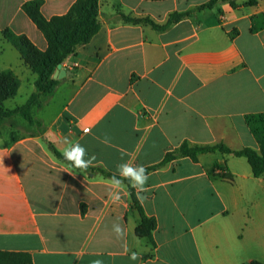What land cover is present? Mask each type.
I'll return each mask as SVG.
<instances>
[{
  "label": "crops",
  "instance_id": "crops-1",
  "mask_svg": "<svg viewBox=\"0 0 264 264\" xmlns=\"http://www.w3.org/2000/svg\"><path fill=\"white\" fill-rule=\"evenodd\" d=\"M28 1L0 0V72L12 71L21 82L6 109L36 93L37 75L3 31L47 48L22 11ZM43 1L47 19L76 2ZM209 2L100 0V31L62 64L67 73L33 110L41 131L16 134L12 143L7 125L0 138V252L27 253L33 264H264V175L254 177L245 158L210 153L148 173L141 204L157 223L153 246L136 236L140 217L125 184L114 204L110 178L74 170L50 149L62 154L67 137L96 157L91 169L111 174L125 161L158 165L185 142L258 151L245 118L264 114V27L251 32L252 17L264 16V0H219L198 9ZM189 11L161 31L121 17L164 26L172 14ZM117 223L122 239L113 232ZM132 252L140 259L131 261Z\"/></svg>",
  "mask_w": 264,
  "mask_h": 264
},
{
  "label": "trees",
  "instance_id": "trees-1",
  "mask_svg": "<svg viewBox=\"0 0 264 264\" xmlns=\"http://www.w3.org/2000/svg\"><path fill=\"white\" fill-rule=\"evenodd\" d=\"M218 2L219 0H210L209 3L198 9H211ZM43 3V0L28 1L23 4L22 11L44 36L47 42L45 51H41L26 35H18L11 29H5L2 33L3 39L18 51L24 63L37 75V80L35 81L36 93H33L24 105L14 109H6L4 108V103L17 96L21 82L12 71L0 72V138L8 125V127L14 130L10 138V142L12 143L18 141L15 131L17 125L14 118H22L29 126L37 127L41 131L42 124L34 118L33 110L41 106L42 97L52 95L59 85L60 81L53 78L58 65L63 64L76 52L77 48L89 44L101 28L98 18L100 0H76L66 14L54 16L50 19H47L42 14ZM191 14L192 11L174 13L164 26H159L149 19H133L124 15L121 17L125 22L133 24L148 23L154 29L161 31L191 16ZM260 17L264 16L252 17L251 32H257L264 27V21L260 25L255 24L256 19ZM245 120L250 132L258 143V151L252 148L234 151L223 143L215 146L201 147L190 146L185 142L175 151L167 153L160 164L146 168L147 172L155 171L179 158H190L196 163L201 155L221 153L245 158L252 169L254 177L259 178L263 176L264 114H250L246 116ZM50 149L56 158L70 165L53 146ZM218 167L219 165L216 166V168ZM72 168L79 170L74 167ZM88 170H97V172L107 178L113 175L101 169L89 168ZM124 184L128 187L127 181ZM128 190L130 192L132 207L138 212L140 217V223L135 230L136 236L141 239H147L155 246L153 234L157 227L156 220L146 215L141 202L136 197L135 191L129 187ZM0 264H33V261L32 257L27 253L0 252Z\"/></svg>",
  "mask_w": 264,
  "mask_h": 264
},
{
  "label": "clouds",
  "instance_id": "clouds-1",
  "mask_svg": "<svg viewBox=\"0 0 264 264\" xmlns=\"http://www.w3.org/2000/svg\"><path fill=\"white\" fill-rule=\"evenodd\" d=\"M91 129H84V133H90ZM64 145L62 149V156L64 160L69 164L81 171H87L95 161L94 155L89 156L87 149L79 142L73 143L69 138L64 137L62 139ZM109 143L107 138L103 141ZM149 180V174L147 169L143 165H136L132 162L125 161L117 166V171L110 177V186L108 191V197L114 204H118L122 200V186L124 182H128V187L135 191L137 199L143 204L147 200V196L144 195L149 191L147 182ZM113 232L118 239H122L125 236V231L120 224L113 225ZM131 261H137L140 259L136 252H132L129 256ZM92 264H104L101 259H95Z\"/></svg>",
  "mask_w": 264,
  "mask_h": 264
},
{
  "label": "rangeland",
  "instance_id": "rangeland-1",
  "mask_svg": "<svg viewBox=\"0 0 264 264\" xmlns=\"http://www.w3.org/2000/svg\"><path fill=\"white\" fill-rule=\"evenodd\" d=\"M2 47L3 46L0 44V49ZM15 123L17 125L15 131L19 136H24L25 134H29V133H38L40 131L37 127H33L34 130H32L27 123L21 124L20 122L18 123L17 121H15Z\"/></svg>",
  "mask_w": 264,
  "mask_h": 264
},
{
  "label": "water",
  "instance_id": "water-1",
  "mask_svg": "<svg viewBox=\"0 0 264 264\" xmlns=\"http://www.w3.org/2000/svg\"><path fill=\"white\" fill-rule=\"evenodd\" d=\"M66 73H67V72H66V70L63 68V65L60 64V65H58L57 70L55 71V73H54V75H53V78H54V79H61V78H63V77L65 76Z\"/></svg>",
  "mask_w": 264,
  "mask_h": 264
},
{
  "label": "built area",
  "instance_id": "built-area-1",
  "mask_svg": "<svg viewBox=\"0 0 264 264\" xmlns=\"http://www.w3.org/2000/svg\"><path fill=\"white\" fill-rule=\"evenodd\" d=\"M216 173L219 174V175H221V176H223V177H225V178H228L227 171L224 168L217 169L216 170ZM247 264H255V263L250 262V263H247Z\"/></svg>",
  "mask_w": 264,
  "mask_h": 264
}]
</instances>
